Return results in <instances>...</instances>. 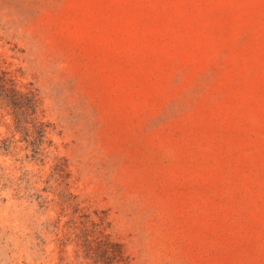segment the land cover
<instances>
[{
  "label": "rangeland",
  "instance_id": "rangeland-1",
  "mask_svg": "<svg viewBox=\"0 0 264 264\" xmlns=\"http://www.w3.org/2000/svg\"><path fill=\"white\" fill-rule=\"evenodd\" d=\"M0 264H264V0H0Z\"/></svg>",
  "mask_w": 264,
  "mask_h": 264
},
{
  "label": "trees",
  "instance_id": "trees-1",
  "mask_svg": "<svg viewBox=\"0 0 264 264\" xmlns=\"http://www.w3.org/2000/svg\"><path fill=\"white\" fill-rule=\"evenodd\" d=\"M0 96L7 101V106L13 110H18L28 116L27 123L31 124L36 135V141H41L48 130V126L37 119L38 103L36 96L31 91L22 92L18 90L6 73L0 71Z\"/></svg>",
  "mask_w": 264,
  "mask_h": 264
}]
</instances>
